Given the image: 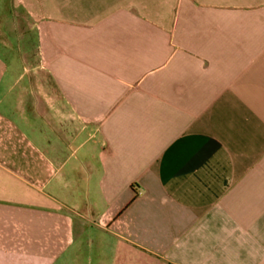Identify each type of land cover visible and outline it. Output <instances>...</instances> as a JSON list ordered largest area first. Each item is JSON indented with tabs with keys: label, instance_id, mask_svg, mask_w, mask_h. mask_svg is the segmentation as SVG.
<instances>
[{
	"label": "crops",
	"instance_id": "obj_1",
	"mask_svg": "<svg viewBox=\"0 0 264 264\" xmlns=\"http://www.w3.org/2000/svg\"><path fill=\"white\" fill-rule=\"evenodd\" d=\"M264 264V0H0V263Z\"/></svg>",
	"mask_w": 264,
	"mask_h": 264
},
{
	"label": "rangeland",
	"instance_id": "obj_2",
	"mask_svg": "<svg viewBox=\"0 0 264 264\" xmlns=\"http://www.w3.org/2000/svg\"><path fill=\"white\" fill-rule=\"evenodd\" d=\"M1 261V260H0ZM66 261H63V259L60 261H58V263H54V264H65ZM0 264H8V262H1Z\"/></svg>",
	"mask_w": 264,
	"mask_h": 264
}]
</instances>
